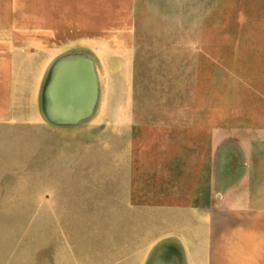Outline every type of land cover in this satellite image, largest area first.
<instances>
[{
	"label": "rangeland",
	"instance_id": "374dc122",
	"mask_svg": "<svg viewBox=\"0 0 264 264\" xmlns=\"http://www.w3.org/2000/svg\"><path fill=\"white\" fill-rule=\"evenodd\" d=\"M17 7V22L74 36L59 46L0 49V121L16 123L20 137L0 183L22 190L20 205L0 208V227L21 237L11 242L18 264H108L94 256L93 239L109 233L111 202L126 195L119 185L128 184L136 204L188 191L191 106L219 104L223 85L231 92L229 77L253 66L241 59L264 57V32L256 43L247 33L239 46L237 0H20ZM94 35L102 46H88Z\"/></svg>",
	"mask_w": 264,
	"mask_h": 264
},
{
	"label": "crops",
	"instance_id": "0c3cea01",
	"mask_svg": "<svg viewBox=\"0 0 264 264\" xmlns=\"http://www.w3.org/2000/svg\"><path fill=\"white\" fill-rule=\"evenodd\" d=\"M17 1L0 0V49L59 46L74 36L37 21L17 22L21 15ZM233 10L239 17V46L248 42L249 32L255 34V43L261 39L256 33L264 32V0H237L236 13ZM7 14L13 22L6 23ZM256 16L260 22L252 23L250 17ZM104 40L94 35L86 41L91 42L88 46H102ZM242 63L253 66L240 67L237 75L229 77L232 90L227 94L223 85L219 104L207 99L204 105L191 106L188 191L136 204L129 198L128 184H120L118 191L126 195L111 202L109 233L94 234L93 254L99 260L108 264H264V57H243ZM18 128L16 123L0 121V176L7 174L2 171L5 164L15 161ZM21 191L14 183H0V208L20 205ZM7 231L0 227V244L8 247L0 250V264H18L21 253L13 252L11 242L15 247L21 237L15 227ZM107 240L108 246L102 248Z\"/></svg>",
	"mask_w": 264,
	"mask_h": 264
},
{
	"label": "water",
	"instance_id": "95a60500",
	"mask_svg": "<svg viewBox=\"0 0 264 264\" xmlns=\"http://www.w3.org/2000/svg\"><path fill=\"white\" fill-rule=\"evenodd\" d=\"M74 61H75L74 63H85V64L88 63V61H86V60H84V59H79V60L75 59ZM67 62H69V61H68V60H63L60 64H65V63H67ZM89 70H90V69H89ZM63 73H65V71H64V69H61V71H60L59 74H60V75H63ZM93 79H94V77H93ZM76 91H77V92L81 91V89H80L79 86H77ZM78 94H79V93H78Z\"/></svg>",
	"mask_w": 264,
	"mask_h": 264
}]
</instances>
